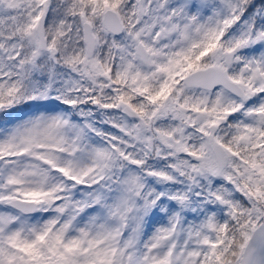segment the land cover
Masks as SVG:
<instances>
[{
    "label": "snow or ice",
    "instance_id": "obj_1",
    "mask_svg": "<svg viewBox=\"0 0 264 264\" xmlns=\"http://www.w3.org/2000/svg\"><path fill=\"white\" fill-rule=\"evenodd\" d=\"M0 264H264V0H0Z\"/></svg>",
    "mask_w": 264,
    "mask_h": 264
}]
</instances>
